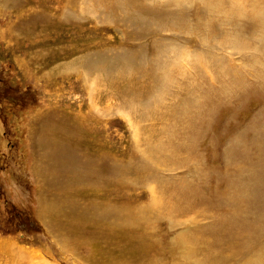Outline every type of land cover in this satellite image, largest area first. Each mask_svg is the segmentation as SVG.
I'll list each match as a JSON object with an SVG mask.
<instances>
[{"label": "rangeland", "instance_id": "rangeland-1", "mask_svg": "<svg viewBox=\"0 0 264 264\" xmlns=\"http://www.w3.org/2000/svg\"><path fill=\"white\" fill-rule=\"evenodd\" d=\"M263 246L264 0H0V264Z\"/></svg>", "mask_w": 264, "mask_h": 264}, {"label": "bare ground", "instance_id": "bare-ground-1", "mask_svg": "<svg viewBox=\"0 0 264 264\" xmlns=\"http://www.w3.org/2000/svg\"><path fill=\"white\" fill-rule=\"evenodd\" d=\"M190 244V243H189ZM193 247V246H192ZM264 247V246H263ZM260 250V249H259ZM258 252V251H257ZM190 253V252H189ZM192 253V252H191ZM190 253V254H191ZM260 254V253H259ZM192 257V254L190 255ZM263 259H261V263L263 264L264 261H262Z\"/></svg>", "mask_w": 264, "mask_h": 264}]
</instances>
